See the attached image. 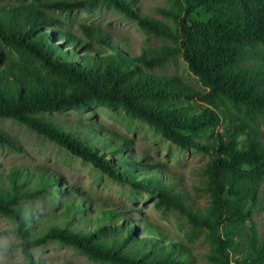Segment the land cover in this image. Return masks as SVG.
Here are the masks:
<instances>
[{
    "label": "trees",
    "instance_id": "obj_1",
    "mask_svg": "<svg viewBox=\"0 0 264 264\" xmlns=\"http://www.w3.org/2000/svg\"><path fill=\"white\" fill-rule=\"evenodd\" d=\"M170 1L173 7L161 11L173 26L143 14L133 0L0 3V118L27 125L115 180L150 193L164 212L179 211L192 225L190 240L206 232L210 264H234L232 254L241 246L236 239L246 229L255 245L244 248V264H264V235L253 223L248 227L255 211L264 214V0ZM101 6L173 45L132 54L94 26H83L86 39L66 32L64 21L50 13ZM177 54L202 89L154 72ZM97 105L144 121L183 149L210 154L209 205L189 203L161 163L145 165V158L125 153L131 138L98 125H63L53 117ZM0 144L20 150L1 128ZM144 169L150 172L139 171ZM62 182L41 167L11 168L0 174V214H15L23 200H41L63 210L55 220L33 225L36 247L56 240L101 263L193 264L190 248L157 225L146 222L140 234L116 207H97L83 192L72 196L79 190Z\"/></svg>",
    "mask_w": 264,
    "mask_h": 264
},
{
    "label": "rangeland",
    "instance_id": "obj_2",
    "mask_svg": "<svg viewBox=\"0 0 264 264\" xmlns=\"http://www.w3.org/2000/svg\"><path fill=\"white\" fill-rule=\"evenodd\" d=\"M30 1L32 0H0V3ZM133 1L143 14L173 26V21L161 11V9L173 7L170 0ZM50 13L64 21L63 29L66 32H72L86 39L83 26H94L105 32L110 39L120 42L122 47L132 54H139L143 48L147 47L173 45L166 38L147 33L135 19L125 16L114 8L101 6L72 12L51 10ZM154 72L176 75L190 86L202 89L201 83L189 70L181 54L171 57L164 68H156ZM53 117L55 121L63 125L76 126L78 123L98 125L119 136L131 138V148L125 153L137 159L145 158L144 162H147L145 165L161 163L166 170L167 180L187 195L189 203L199 208L209 205L210 196L205 188L208 183L206 170L212 157L210 154L202 150L183 149L164 138L144 121L133 119L123 111L113 112L100 105L87 111L53 114ZM0 128L15 138L20 145V150L16 151L0 144V174L19 166H27L32 170L36 167L44 168L50 173L61 176L63 185H72L79 190L70 195L82 197L83 195L80 194L83 192L84 196H89L97 207L103 205L116 207L123 212V216H126L129 222L138 225L140 234L144 233L146 222L157 225L172 240L184 243L190 248L193 264H210L206 254L209 253L211 245L206 232H201L194 240H190L188 231L191 230L192 225L179 211L164 212L156 207V198L150 193L115 180L90 161L70 153L63 146L39 135L23 123L11 118H0ZM217 130L221 132L223 127L219 126ZM201 140L208 141L210 138H201ZM227 140H230V137H227ZM139 171L150 172L148 169ZM262 191L264 194V184ZM45 204L48 211L41 220L46 218L55 220L54 216L63 210L62 206L55 209L49 203ZM92 216L96 215L93 213ZM263 221L264 214L261 211H255L248 227L253 223L257 226L259 234L263 236ZM79 226L87 227L88 224L79 223ZM246 231L243 237L236 239L241 246L232 254L234 264H244L248 258L244 248L255 245V240L249 241L251 232L247 229ZM37 248L43 253L41 264H110L92 260L76 248L56 240H50Z\"/></svg>",
    "mask_w": 264,
    "mask_h": 264
},
{
    "label": "clouds",
    "instance_id": "obj_3",
    "mask_svg": "<svg viewBox=\"0 0 264 264\" xmlns=\"http://www.w3.org/2000/svg\"><path fill=\"white\" fill-rule=\"evenodd\" d=\"M47 211L41 200H23L15 214L0 216V264H41L43 253L32 229Z\"/></svg>",
    "mask_w": 264,
    "mask_h": 264
}]
</instances>
